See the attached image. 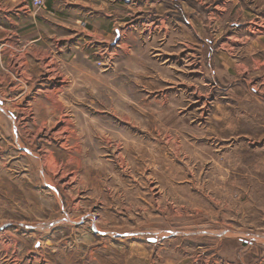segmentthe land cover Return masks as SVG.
I'll list each match as a JSON object with an SVG mask.
<instances>
[{
    "label": "rangeland",
    "instance_id": "374dc122",
    "mask_svg": "<svg viewBox=\"0 0 264 264\" xmlns=\"http://www.w3.org/2000/svg\"><path fill=\"white\" fill-rule=\"evenodd\" d=\"M31 1L0 0V264H264V0Z\"/></svg>",
    "mask_w": 264,
    "mask_h": 264
},
{
    "label": "built area",
    "instance_id": "2783aa9c",
    "mask_svg": "<svg viewBox=\"0 0 264 264\" xmlns=\"http://www.w3.org/2000/svg\"><path fill=\"white\" fill-rule=\"evenodd\" d=\"M31 5L33 8H40L43 5L42 0H32Z\"/></svg>",
    "mask_w": 264,
    "mask_h": 264
},
{
    "label": "crops",
    "instance_id": "0c3cea01",
    "mask_svg": "<svg viewBox=\"0 0 264 264\" xmlns=\"http://www.w3.org/2000/svg\"><path fill=\"white\" fill-rule=\"evenodd\" d=\"M122 21H123V20H122ZM124 25H125L124 22H120L119 24L116 25V28L121 26V28L123 29V28H124ZM127 29H128V28H127ZM115 31L118 32L119 35H122V32H123V31H121V30L118 31V29H116ZM124 31H125V30H124Z\"/></svg>",
    "mask_w": 264,
    "mask_h": 264
},
{
    "label": "bare ground",
    "instance_id": "6f19581e",
    "mask_svg": "<svg viewBox=\"0 0 264 264\" xmlns=\"http://www.w3.org/2000/svg\"><path fill=\"white\" fill-rule=\"evenodd\" d=\"M119 44V43H118ZM55 71V70H54ZM51 80V79H50ZM52 81V80H51ZM30 99V98H29ZM64 139V138H63ZM50 157V156H49ZM70 161V160H69ZM54 166V165H53ZM72 178V177H71ZM46 181V180H45Z\"/></svg>",
    "mask_w": 264,
    "mask_h": 264
}]
</instances>
